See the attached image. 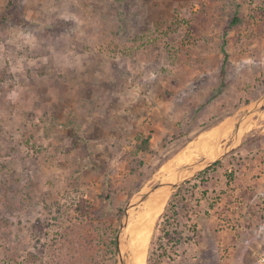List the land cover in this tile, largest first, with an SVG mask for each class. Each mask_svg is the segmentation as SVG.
<instances>
[{
    "label": "rangeland",
    "instance_id": "1",
    "mask_svg": "<svg viewBox=\"0 0 264 264\" xmlns=\"http://www.w3.org/2000/svg\"><path fill=\"white\" fill-rule=\"evenodd\" d=\"M263 103L264 0H0V264H116L103 227L119 229L141 188L196 168L204 155L160 171L202 133L230 128L223 165L198 184L196 236L181 218L190 240L158 239L167 190L146 264L150 251L264 264V109L234 136ZM160 194L137 198L130 223Z\"/></svg>",
    "mask_w": 264,
    "mask_h": 264
},
{
    "label": "trees",
    "instance_id": "2",
    "mask_svg": "<svg viewBox=\"0 0 264 264\" xmlns=\"http://www.w3.org/2000/svg\"><path fill=\"white\" fill-rule=\"evenodd\" d=\"M241 22V18L239 16V11H236L235 15L229 22V25L225 31L228 32L229 28H233L234 26L238 25ZM225 59L222 64L220 76L222 79L221 85L224 84V77H225V65L227 63L228 53L224 49ZM139 151H149L151 150L150 146V139L148 137L141 139L140 144L136 145ZM223 165V160H219L206 169L200 171L196 174L193 178L186 180L180 186L176 187L175 190L172 192L171 197L169 198L165 210L160 215L159 220L157 222V229L162 232V234L158 237L159 238H166L168 242H171L174 246L177 244L182 243L183 241L190 240V236L185 234V231L179 229V225L181 222V218L186 220L185 223L187 225V230L192 231V236H196L198 225L194 221V215H196L197 209L200 207V196H197V191L199 190V183L201 185L206 186V183L211 179V171L217 170L219 166ZM233 174V173H232ZM231 176V174H230ZM197 180V182H194ZM199 184V185H198ZM201 193L206 196L208 193V189L204 188ZM111 193H107L103 197L109 199L111 197ZM212 202L210 206H214ZM81 208V207H80ZM86 208V207H85ZM85 208L83 211L88 213ZM82 209V208H81ZM120 212L123 209H119ZM208 212V211H207ZM190 222V224H188ZM105 234L108 236L109 241H107L106 246L108 251L112 255H116L117 253V235H118V227H114L113 224L109 226L103 227L102 235ZM154 240H152L153 242ZM153 244V243H152ZM167 252L166 250L163 253H160L159 256H162ZM158 258L154 256V253L150 251L148 256V263L147 264H157Z\"/></svg>",
    "mask_w": 264,
    "mask_h": 264
},
{
    "label": "bare ground",
    "instance_id": "3",
    "mask_svg": "<svg viewBox=\"0 0 264 264\" xmlns=\"http://www.w3.org/2000/svg\"><path fill=\"white\" fill-rule=\"evenodd\" d=\"M230 129H227L226 132L219 131V133H217L218 131H207L202 133L199 138L193 142L189 149L164 164L160 171L170 173L175 170V167L178 165L192 163L195 159L197 160V158H200L203 155H216L221 148L222 138L225 139V137L229 134ZM168 178L173 179V176L166 177V180ZM165 194L166 193H162L157 197H154V201L146 207V211L142 214L139 213L129 225L128 229L133 228L130 240V250L132 249V264H146L148 244L157 219L156 217L163 209L167 201V195Z\"/></svg>",
    "mask_w": 264,
    "mask_h": 264
},
{
    "label": "water",
    "instance_id": "4",
    "mask_svg": "<svg viewBox=\"0 0 264 264\" xmlns=\"http://www.w3.org/2000/svg\"><path fill=\"white\" fill-rule=\"evenodd\" d=\"M263 109H264V103L262 105L255 107L254 109L247 110L242 115V117H240L234 131V136L239 137L242 128V123L244 122L246 116L250 115L251 113L261 111ZM230 149L232 148L226 147L221 153L219 152L214 156H205V158L202 161L196 163V168L193 165L189 167H185L180 171H178V174L175 179H169L165 182H160L154 185L153 187H150L147 190L141 188L132 196V198L130 199V201L128 202L127 206L124 209L120 227L118 229L116 264H127V258L124 252L127 247L126 232L128 225L130 223L131 210L139 203V200H137V198H141L142 201L151 195H156L158 193H165L167 190L174 191L176 187L180 186L186 180L193 178L200 171L206 169L207 167H209L210 165H212L213 163L219 160H223L224 156L230 151ZM187 170L189 171L186 174Z\"/></svg>",
    "mask_w": 264,
    "mask_h": 264
}]
</instances>
